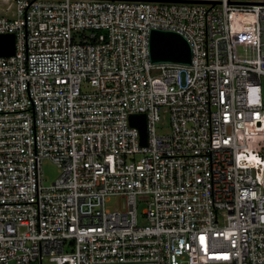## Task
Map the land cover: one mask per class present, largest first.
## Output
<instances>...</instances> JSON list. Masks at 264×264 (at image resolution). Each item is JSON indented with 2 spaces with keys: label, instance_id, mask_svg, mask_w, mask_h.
Returning <instances> with one entry per match:
<instances>
[{
  "label": "built area",
  "instance_id": "1",
  "mask_svg": "<svg viewBox=\"0 0 264 264\" xmlns=\"http://www.w3.org/2000/svg\"><path fill=\"white\" fill-rule=\"evenodd\" d=\"M15 1L0 264H264V0ZM152 30L182 35L191 64H153Z\"/></svg>",
  "mask_w": 264,
  "mask_h": 264
},
{
  "label": "water",
  "instance_id": "2",
  "mask_svg": "<svg viewBox=\"0 0 264 264\" xmlns=\"http://www.w3.org/2000/svg\"><path fill=\"white\" fill-rule=\"evenodd\" d=\"M177 2L183 1L178 0ZM15 51V35H0V57L13 56ZM150 58L153 64L190 65L192 62V49L189 42L176 32L152 30L150 36ZM130 124L139 129L141 145L146 147L148 145L147 116L145 114L132 115Z\"/></svg>",
  "mask_w": 264,
  "mask_h": 264
},
{
  "label": "rangeland",
  "instance_id": "3",
  "mask_svg": "<svg viewBox=\"0 0 264 264\" xmlns=\"http://www.w3.org/2000/svg\"><path fill=\"white\" fill-rule=\"evenodd\" d=\"M16 4L17 3L15 0H0V18L7 16L12 19L13 14L16 13ZM237 44L240 53L245 50V39H238ZM157 130L160 134H164L170 131L169 114L162 115V122L157 126ZM42 173L44 183L46 185L54 183L60 175L58 167L49 160L43 163ZM137 200L139 202V212L141 214L142 211L147 207V203L150 201V197L139 196ZM125 203L126 201L124 198L112 197L106 201L105 207L110 212H116L119 210H123L125 208Z\"/></svg>",
  "mask_w": 264,
  "mask_h": 264
}]
</instances>
